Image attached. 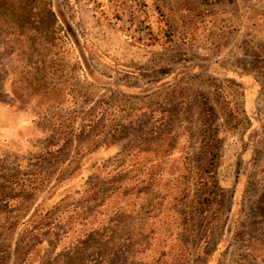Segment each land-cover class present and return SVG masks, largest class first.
I'll list each match as a JSON object with an SVG mask.
<instances>
[{
  "label": "rangeland",
  "instance_id": "374dc122",
  "mask_svg": "<svg viewBox=\"0 0 264 264\" xmlns=\"http://www.w3.org/2000/svg\"><path fill=\"white\" fill-rule=\"evenodd\" d=\"M235 1L238 2L234 9L238 13L235 17L238 25L245 28V11L253 8L247 19L251 17L258 32L263 33L264 8L251 7L252 0L232 2ZM54 8L60 22H69L75 33V40L70 39L62 53L57 51L52 57L50 54L42 57L28 54L27 50L21 52L13 45V40H5L0 35V104L6 106L12 97L15 110H29L42 130V137L36 144L37 151L42 154L14 155L0 147L1 264H22L37 241L40 242L38 249L30 255L29 263L48 264L54 254L46 243H52L51 247L54 242L59 243L62 240L60 236L67 235L65 225L73 216L71 213L66 215L67 219L59 220L61 225L55 223L56 209L61 206L56 203L54 211H47L45 217L39 215L31 220L32 226L21 228L27 210L32 206L37 210L40 205L36 202L40 196L37 189H43L52 180L56 181L57 177H53L56 172L60 175L71 171L68 168H28L27 162L47 164L63 161L69 158L70 150H74V155L78 154L80 158L89 149L101 144L108 128L119 120H116L118 116L127 111L129 116H135V119L141 116L143 119L144 114L136 116L139 108L151 107L155 99L164 104L165 98L175 120L174 144L183 141L184 147H189V161L182 171L180 184H175L168 215L160 225L149 231L144 229L145 232L129 226L114 229L108 235L97 231L93 238L89 234L83 236V226L79 233L75 232L80 235V241H74L76 243L71 244L68 250L61 252V264H83L85 260L91 261V264H264V260H259L264 259V243L255 244L253 251L249 243L250 238L256 236L255 225L264 222V200L258 201V197H264V194L257 195L264 192V185L255 184L261 167H264L263 37L255 35L254 45L247 47L244 35H238L236 43L241 42L242 47L239 44L235 49V39H209L210 34L208 37L206 34L209 25L204 32L199 21L202 14L199 13L194 21L193 16H183L168 8H121L107 3V0H54ZM208 8L207 11H219L216 4ZM218 17L211 18L217 22ZM167 26L186 31L194 38L187 45L177 44L171 48V55L183 49L188 54L205 56L206 51L208 54L220 51L217 49L220 46L225 47L227 54L232 52L233 55L248 57V60L254 56L252 63L257 68L253 74L237 73L238 77L237 74L231 77H220V74L214 73L188 74L171 89H163L159 96L130 97L128 102L117 89L101 91V86H88L86 74L95 83L107 85L106 76L117 83L127 78L124 73L113 71L108 66L121 63L134 69L139 64H151L153 58L150 55L144 58V50L140 47L150 44L151 35L165 30ZM214 28L222 32L218 26ZM231 44L232 48L229 47ZM213 55L216 57V54ZM217 67L212 65L213 71ZM137 75L141 76L140 73ZM148 75L144 74L145 77ZM137 80L133 77L128 82ZM159 85V81H153L145 86H131L150 91ZM124 87L128 90L125 94L142 91ZM230 96L236 101L232 115L224 105L225 98ZM248 96L253 101L251 106L246 103ZM181 113L184 121L179 126ZM205 117L218 126L216 175L213 181L198 186V150L204 144ZM94 182L92 191H100L101 179ZM68 184L62 187L67 190L64 195L69 189L77 187L71 181ZM32 191L35 193L32 194ZM18 195L19 198L16 197ZM80 198L76 197L73 202L78 203ZM45 203L42 205L45 209L53 207L52 201ZM83 209L87 211L86 206ZM77 216L80 218L82 215ZM38 223L42 224L41 231H33V227L34 230L39 228ZM152 224L155 225L154 222ZM257 236L263 239L255 237L252 240L254 243L264 240V233ZM93 252V259H88Z\"/></svg>",
  "mask_w": 264,
  "mask_h": 264
},
{
  "label": "crops",
  "instance_id": "0c3cea01",
  "mask_svg": "<svg viewBox=\"0 0 264 264\" xmlns=\"http://www.w3.org/2000/svg\"><path fill=\"white\" fill-rule=\"evenodd\" d=\"M232 1L234 0H107V3H113L115 6L129 9L158 10L168 8L183 16H193L192 19L194 21L198 13L202 14L199 21H201L200 25L203 27L204 32L207 25H209V30L206 33L207 37L209 33V39H213V37L223 40L228 38L231 41L235 39V49H238L237 45H241V42L236 43L238 35H244L247 47L254 45L255 35L264 39V32L260 34L257 27L253 24L252 18L247 19L248 13L253 8L245 11L247 22L244 26L245 28H241L235 18L238 13L234 12L238 2ZM252 1L254 4L251 2V7L264 8V5L260 2ZM215 4L219 9L218 12L207 11L208 7L211 8ZM225 9L227 11H224ZM212 16H219L217 22H215V18H211ZM201 19L206 20L203 21ZM197 24L199 25V22ZM170 26H167L163 31L154 32L151 35L152 41L150 45H141L140 48L144 50L142 51L144 58L147 55H150L151 59L153 58L151 64H139L134 69L127 66V64L121 63L115 66L112 65L114 67L108 66L113 71L119 70L124 73L127 78L121 83H117L112 80V77L104 75L109 81L107 85L95 83L86 74L87 81H89L87 82L88 86L91 88L101 86V91H110V89L116 91L117 89L118 93L123 95V99L128 102L127 98L130 97L142 99L159 96L163 89H171L175 83L186 78L185 76L188 74L214 73L220 74V77H231L240 72L247 75L255 72L257 67L252 63L254 56H250V60H248V57L246 59L242 56L233 55L232 52L227 54L225 47L221 48L218 46L217 49L221 50H215V53L208 54L206 51L205 56H200L199 53L188 54L183 49L178 54L171 55L170 51H173L171 48L177 44L181 46L187 45L193 42L192 39L194 38L188 32ZM214 26H218V30L220 31L221 29L222 32L213 30L215 29ZM165 31H169L172 41L157 45L156 41L161 42L165 39ZM229 47L232 48V44ZM159 53L162 54L159 55ZM213 54H216V57ZM212 65H217L218 67L213 71ZM257 71H260L259 68ZM261 71H263L262 68ZM137 73H140L141 76L137 75ZM147 73H149V77L144 76ZM236 76L238 77V74ZM133 77L139 79V81L129 83L128 80ZM174 77L176 78L173 79ZM153 81H159L160 85L150 91H146V88L131 86H145ZM124 86L139 88L142 91L139 94H125L128 90ZM8 96L10 97V95ZM246 100L248 106L253 104L250 96ZM154 101L155 103L151 107L142 106L139 108L138 114H136V116L144 114L148 118L142 116L143 119H141V116H139L138 119H135V116H129L127 111H122L124 113L117 117L116 120H119L116 124L108 128L107 134H103L105 137L101 140V144L92 147L80 158H78V154L74 155V150H70L69 158L63 159V161L58 160L47 164L38 161H28V168L38 167L52 170L68 168L71 171L60 175L56 172L53 175V177H57L56 181L52 180L53 182L50 181L48 186L44 185L43 189H37L40 192V196L38 195L36 202L40 203V205L37 210L34 209V206L27 210L25 213L26 220L23 221H31L41 214L45 217L47 211L55 210L53 205L57 203V206H61L56 209L58 211L54 218L55 223L60 224L59 220L67 219L65 218L66 214L69 216L71 213L73 214L72 219L67 221L65 225L68 238L72 237V234L76 231L79 233L83 226L85 227L84 232H82L83 236L89 234L94 238L99 231L103 235H108L114 229L128 228L130 226L145 232V230L154 229L157 224L160 225L164 221L163 218L168 215L170 202L173 200L175 184H180L182 171L186 168L189 161L187 157L189 147H184L183 144L185 143L183 141L174 144L175 128L173 121L175 120L173 119V110L168 106V99H164V104L161 100L157 102L158 99ZM12 103L11 97V100L6 102V106L0 104V147L14 155L16 153L25 154L32 152L42 154V152L37 151L38 147L36 144L42 137V130L36 122L35 116L27 109L17 112ZM179 119V126H181L184 121L182 113L179 114ZM178 134L181 135V132ZM200 152L201 147H199L198 154ZM199 161L198 157V166ZM95 179H101L102 182L100 191L96 192L92 191ZM70 181L77 187L69 189L67 194L64 195L63 193L67 190H63L62 187ZM81 184L83 188L82 186L81 188L79 187ZM90 188L91 193L89 192ZM35 191H32V194ZM19 196L16 197L19 198ZM41 196L43 198L42 201ZM78 196L81 197L79 199L81 203H74L73 200ZM48 200L53 202L51 204L53 207L45 209L42 205L46 204L45 202ZM36 202L34 205H36ZM84 206L87 207V211L83 209ZM77 214L82 216L79 218ZM153 222L155 225L152 224ZM41 225L39 224V228H36V230L33 227L32 230L37 231L39 229L41 231ZM77 240L80 241L79 239ZM75 243L73 242L72 244ZM46 246L49 247V243H46ZM62 251L57 254L60 259H62ZM94 253L88 259H93ZM83 264H91V261L85 260Z\"/></svg>",
  "mask_w": 264,
  "mask_h": 264
},
{
  "label": "trees",
  "instance_id": "16d2710c",
  "mask_svg": "<svg viewBox=\"0 0 264 264\" xmlns=\"http://www.w3.org/2000/svg\"><path fill=\"white\" fill-rule=\"evenodd\" d=\"M256 1L264 5V0ZM168 32L169 31H165L166 35L163 41H156L157 45L170 43L172 41L171 35ZM0 35H2L5 40H13V45H15L17 49H20L21 52L27 50L28 54L34 53L42 57L48 54L52 57L57 51H65V49H67L65 46L70 42V39L73 41L75 40V33L69 22L64 21V24L60 22L54 8V0H0ZM153 44H155V42H153ZM147 45L150 44L147 43ZM225 103L226 104L224 105L227 106L226 108L232 115L236 107L235 99L231 96L226 97ZM205 121L204 144L199 153L200 161L199 166L197 167L198 170L196 176L198 186L213 181L216 175L215 166L218 153V126L212 120L209 121V118L205 117ZM262 169H264L263 166L261 167L259 178H257L255 182V184L259 186L264 185V171H262ZM262 194H264V192L257 195ZM199 195L200 193L197 194L198 200L200 199ZM258 198V201L262 202V200H264V197ZM30 222L31 221L24 222L21 228L24 226H32ZM255 226L257 227L254 231L256 236L253 235L249 240L251 251L254 250L255 244L264 243V240L255 243L252 241L255 237L263 239L262 236L257 235H262L264 233V222ZM79 236V234H74V236L70 238L64 236L62 237V240L60 239L59 243L56 244L57 241L54 242V247H51L52 243H49V248L52 251V255H54L48 264H59L61 259L60 257H57V254L60 253V251L67 249L79 238ZM39 243L40 242L37 241L31 246L27 256L28 258L26 257L22 264L29 263L28 259L30 258V255H33L34 251L38 249ZM259 260L262 261L264 259Z\"/></svg>",
  "mask_w": 264,
  "mask_h": 264
}]
</instances>
